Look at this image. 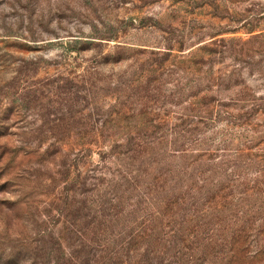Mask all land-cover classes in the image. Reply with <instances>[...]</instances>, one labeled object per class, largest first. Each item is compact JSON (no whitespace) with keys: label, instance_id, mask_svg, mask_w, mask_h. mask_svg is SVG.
<instances>
[{"label":"rangeland","instance_id":"374dc122","mask_svg":"<svg viewBox=\"0 0 264 264\" xmlns=\"http://www.w3.org/2000/svg\"><path fill=\"white\" fill-rule=\"evenodd\" d=\"M0 264H264V0H0Z\"/></svg>","mask_w":264,"mask_h":264},{"label":"trees","instance_id":"16d2710c","mask_svg":"<svg viewBox=\"0 0 264 264\" xmlns=\"http://www.w3.org/2000/svg\"><path fill=\"white\" fill-rule=\"evenodd\" d=\"M129 178H131V177H129ZM154 187H156L155 185H154ZM157 188H161V190L162 191H164V194H165V196H163L162 197V199L159 201V203H161L160 204V207L162 206V205H164L163 206V208H162V210H160L159 211V208H158V210H157V213L158 214H162V215H164L165 217H169V218H171V214L169 213V212H167L172 206H173V204L175 203V200H174V198H173V196H174V194H173V192L176 190L175 188H171L169 191H168V189H166V188H163V187H157ZM167 193V194H166ZM114 199V202L116 203V204H119L120 206H122L123 205V202H122V198H113ZM112 199V200H113ZM110 205H112V204H110ZM132 206V205H131ZM97 208H102L101 206H97ZM106 209H107V207H106ZM111 212L113 211L114 213H116V211H114V207H112V208H108ZM102 214V213H101ZM103 215V219L104 220H100L101 218H102V216H101V218L100 219H98V222H97V225L96 226H93L94 227V232H104V233H99V234H101V235H103V234H105V232H106V230H107V223H110L111 222V224L113 225V223L114 222H112L111 221V219H108L107 220V216H104V214H102ZM109 215V214H108ZM116 219H117V217H116ZM151 220V219H150ZM152 221V220H151ZM147 229H151V228H149V227H147ZM143 233H145V232H143ZM98 235V234H97ZM137 237V235H133V236H131V239H135ZM91 242H93V243H96V242H94V240H93V238L92 237H90V239H89ZM129 244H130V242H129ZM82 246V245H81ZM80 246V247H81ZM101 247H105V244H102L101 245Z\"/></svg>","mask_w":264,"mask_h":264}]
</instances>
